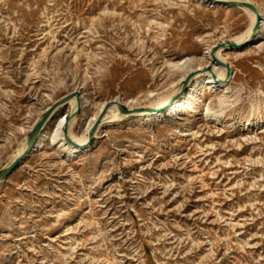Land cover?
Segmentation results:
<instances>
[{
	"label": "rangeland",
	"instance_id": "obj_1",
	"mask_svg": "<svg viewBox=\"0 0 264 264\" xmlns=\"http://www.w3.org/2000/svg\"><path fill=\"white\" fill-rule=\"evenodd\" d=\"M219 1L0 0V173L79 85L90 115L110 104L84 154L48 143L0 181V264H264V35L221 47L228 85L175 116L173 103L145 122L111 110L117 97L157 107L183 90L175 63L253 30ZM193 73L219 75L211 62ZM83 113L68 118L77 135Z\"/></svg>",
	"mask_w": 264,
	"mask_h": 264
},
{
	"label": "bare ground",
	"instance_id": "obj_2",
	"mask_svg": "<svg viewBox=\"0 0 264 264\" xmlns=\"http://www.w3.org/2000/svg\"><path fill=\"white\" fill-rule=\"evenodd\" d=\"M230 1H239V2L241 1L244 3H251V1L249 2L248 0L247 1H244V0H222L221 1L220 0L219 3L224 4V2H230ZM251 4H253V3H251ZM254 5L258 8L259 12L261 13V15L263 17V21H262L261 26H260L258 33L256 35H254L253 30H251V32L244 34L242 37H239V38L234 40V42H236L240 46H243V45L251 42L252 40H257L261 36L264 35V8L257 6L256 4H254ZM238 8L246 11L249 14L251 28L254 29V27L257 23V13H255L252 9H250L247 6H238ZM215 46L209 47L207 49V51H205L204 57L209 58V61H207L205 63H200L198 66L194 67L191 64V62H193V60L191 58H187V59L181 60L175 64L173 63L174 64L173 66L180 69V74H181L182 80H184V79H187L191 75V73H193L194 71L202 70L204 64H206V67H207L209 65V63L211 62L214 65L215 70L219 73L218 76H215L212 73L201 74L200 76H198L196 78V80L191 81L189 83V85L185 91L181 90V91L174 92V89H175L174 88L171 92H169L165 95L159 96L158 99H156L157 107L153 108L154 111H152L153 110L152 108H149V110L138 111V110H136V108H134L132 105H130L134 100L124 101L119 97H117V100L114 102V103H116L115 107L112 108L111 110L114 112L117 111L119 113H122L120 111L119 106L120 105L128 106L131 112H130V114L122 113L125 117L134 115L136 117H139L140 121L145 122V121L152 119L155 116H158V115L154 116V113L160 107L162 109L167 108V107H169V105L171 103H173V104L168 109V111L170 112V115L175 116L176 112L179 111L183 106H185L189 102L190 98L196 96V93L200 88L206 87L208 89H213V88H219V87H226L228 85L227 84L228 73L223 70V66L220 65L215 59V57H216L217 59L226 63V60L223 58V54H222L223 48H219L217 50L215 56H214L212 54V51H213ZM177 68H175V69H177ZM81 90H82V86L79 85L73 92H79L80 93V92H82ZM81 101H82V107L84 108L83 116L86 118V123H85L84 130H83L82 134L77 135L75 133V130H74V123H71V125H70L71 128H70V130H68V135L72 138L73 142L68 141L67 134L65 132V128L68 124V118H69L68 113L69 112H68V110H66L63 113H61L58 118H56V120L54 121L53 129L50 128V125L53 121V117L52 116L50 117L49 122L47 123V125L45 126V128L41 132V134L39 135V137H38L36 143L34 144L31 152L39 150L40 148L47 145L48 143L55 144L59 141H63L61 147H64L65 154L67 157L72 158V157L82 155L85 153L84 148L86 146H89V145L87 143L85 145H81L80 143L85 142L87 140L86 134L95 126L96 122L101 117H103V115L107 112V109L109 108L110 104L108 102H101L97 108V111H94L90 115L89 114L90 102H89L88 98L85 96V94H82ZM226 101L227 100L225 98H220L218 102H219L220 106H223L226 103ZM70 102H72V101H70ZM75 102H77L79 105L78 97L75 99ZM76 109H75V111H76ZM206 116L207 117L215 116L216 118H218L219 114H217L215 111H212V109L210 107H207ZM74 117L75 116H73V113H72L69 120L74 118ZM36 123L31 127L34 128ZM26 150H27V145L24 147L21 154L18 155V157L14 161L23 157Z\"/></svg>",
	"mask_w": 264,
	"mask_h": 264
},
{
	"label": "water",
	"instance_id": "obj_3",
	"mask_svg": "<svg viewBox=\"0 0 264 264\" xmlns=\"http://www.w3.org/2000/svg\"><path fill=\"white\" fill-rule=\"evenodd\" d=\"M211 1H215V0H211ZM224 5H227V6H234V7H237V6H247L249 7L250 9H252L255 13H257V23L253 29V33L254 35H256L258 33V30L261 26V23L263 21V17L261 15V13L259 12L258 8L254 5V4H251V3H244V2H239V1H230V2H224ZM251 43V42H250ZM249 44V43H248ZM247 45V44H246ZM245 46V45H244ZM221 47H229V48H236V49H241L243 46H240L238 45L236 42L234 41H226V42H223L222 44L220 45H216L212 51V54L215 56L217 50ZM216 61L226 67L228 69V76L230 77L231 75V71H230V68L228 66L227 63H224L223 61L217 59L215 57ZM194 73H192L188 78L187 80L185 81L184 83V86H183V91H185L189 85V80L191 78V76L193 75ZM216 76V75H215ZM77 96L78 97V100H79V105H78V108L76 109V111L73 113V116H75L76 114L79 113V111L81 110L82 108V101H81V94L79 92H72V93H69L67 94L65 97L61 98L59 101H57L56 103H54L51 108L43 115V117L36 123L35 127L33 128V130L31 131L29 137H28V141H27V150L25 152V154L23 155V157L19 158L18 160L14 161L12 164H10L7 168H5L1 173H0V181H4L6 180L9 176H11L13 174V172L15 171V169L25 160V158L27 156H29V154L31 153L32 149H33V146L34 144L36 143L39 135L41 134V132L44 130L45 126L47 125V123L49 122V119L50 117L52 116V114L54 112H56V110H58V108L60 106H62L65 102H67L68 99L72 98V97H75ZM120 111L124 114H130V109H127L125 106L123 105H120ZM100 120L99 119L96 124H95V127L93 128V130L91 131L90 133V138L91 140L93 139L94 137V133L95 131L98 129L99 125H100ZM65 132L67 134V139L68 141L70 142H73L69 136H68V125L66 126L65 128Z\"/></svg>",
	"mask_w": 264,
	"mask_h": 264
}]
</instances>
